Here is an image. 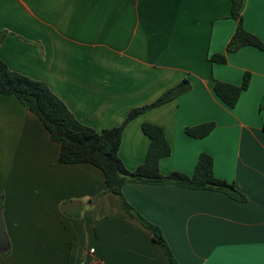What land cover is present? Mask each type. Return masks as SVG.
Wrapping results in <instances>:
<instances>
[{"label": "crops", "instance_id": "crops-1", "mask_svg": "<svg viewBox=\"0 0 264 264\" xmlns=\"http://www.w3.org/2000/svg\"><path fill=\"white\" fill-rule=\"evenodd\" d=\"M229 0H0V58L43 81L82 124L97 131L187 79L190 89L131 119L118 156L134 170L160 126L170 154L163 175H192L200 153L224 192L127 182L122 195L158 226L178 264H264V51L226 46L236 29ZM242 26L264 43V0H243ZM214 54L224 63L211 61ZM248 87L234 107L215 80ZM213 122L202 138L185 128ZM60 145L12 95L0 94V211L7 254L0 264H171L150 230L120 209L102 171L61 163ZM103 195V208L99 195ZM94 252H90V249ZM0 251H2L0 249Z\"/></svg>", "mask_w": 264, "mask_h": 264}, {"label": "trees", "instance_id": "trees-1", "mask_svg": "<svg viewBox=\"0 0 264 264\" xmlns=\"http://www.w3.org/2000/svg\"><path fill=\"white\" fill-rule=\"evenodd\" d=\"M230 15L236 20V29L227 43V51H235L250 45L264 51V43L253 33L242 26L241 8L243 0H229ZM1 39V36H0ZM211 61L224 63L225 56L214 54ZM249 74L245 73L239 85L215 80L213 91L228 107L232 108L243 90L248 87ZM190 89V82L184 79L166 90L155 101L140 107L132 108L120 125L97 131L82 124L69 111L65 103L56 96L46 83L11 70L0 58V94L12 95L35 114L49 133L50 139L59 143L58 161L61 163L86 162L98 167L104 176L107 192L120 197V209L138 219L147 227L152 239L163 249L171 264H178L174 258L160 228L137 213L122 195V187L127 182L149 184L173 183L196 189H212L226 193L231 198L242 201L244 195L232 183L217 178L213 170V158L208 153H200L192 175L173 171L163 175L159 169L160 159L170 154L171 147L163 129L153 123L144 122L142 131L150 140L144 162L134 170L127 169L118 156L121 135L125 125L142 112L165 103L180 93ZM214 128L213 122L185 128L186 134L202 138ZM264 129V121H263ZM103 195H99L101 211ZM3 255L8 250L0 251Z\"/></svg>", "mask_w": 264, "mask_h": 264}, {"label": "water", "instance_id": "water-1", "mask_svg": "<svg viewBox=\"0 0 264 264\" xmlns=\"http://www.w3.org/2000/svg\"><path fill=\"white\" fill-rule=\"evenodd\" d=\"M7 248V239L5 235V230H4V223L0 211V249L1 250H6Z\"/></svg>", "mask_w": 264, "mask_h": 264}, {"label": "built area", "instance_id": "built-area-1", "mask_svg": "<svg viewBox=\"0 0 264 264\" xmlns=\"http://www.w3.org/2000/svg\"><path fill=\"white\" fill-rule=\"evenodd\" d=\"M90 252H94V249L91 248V249H90Z\"/></svg>", "mask_w": 264, "mask_h": 264}]
</instances>
